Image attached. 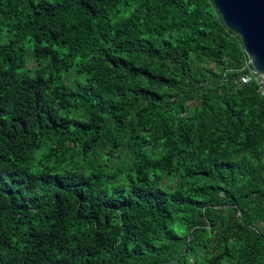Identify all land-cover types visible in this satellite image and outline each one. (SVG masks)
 Masks as SVG:
<instances>
[{"label": "trees", "instance_id": "1", "mask_svg": "<svg viewBox=\"0 0 264 264\" xmlns=\"http://www.w3.org/2000/svg\"><path fill=\"white\" fill-rule=\"evenodd\" d=\"M248 61L212 0H0V264H264Z\"/></svg>", "mask_w": 264, "mask_h": 264}, {"label": "water", "instance_id": "2", "mask_svg": "<svg viewBox=\"0 0 264 264\" xmlns=\"http://www.w3.org/2000/svg\"><path fill=\"white\" fill-rule=\"evenodd\" d=\"M225 26L237 34L249 65L264 72V0H212Z\"/></svg>", "mask_w": 264, "mask_h": 264}, {"label": "built area", "instance_id": "3", "mask_svg": "<svg viewBox=\"0 0 264 264\" xmlns=\"http://www.w3.org/2000/svg\"><path fill=\"white\" fill-rule=\"evenodd\" d=\"M245 69H247V72L241 76V82L244 84L255 82L258 85L260 94L264 97V72L257 71L249 63L246 64Z\"/></svg>", "mask_w": 264, "mask_h": 264}, {"label": "rangeland", "instance_id": "4", "mask_svg": "<svg viewBox=\"0 0 264 264\" xmlns=\"http://www.w3.org/2000/svg\"><path fill=\"white\" fill-rule=\"evenodd\" d=\"M71 75H72V73H71ZM80 79L83 81V77H81Z\"/></svg>", "mask_w": 264, "mask_h": 264}]
</instances>
